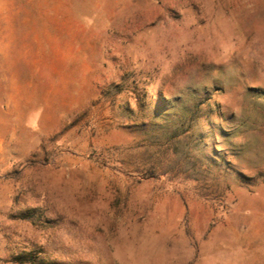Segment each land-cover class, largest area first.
Here are the masks:
<instances>
[{
  "label": "rangeland",
  "instance_id": "rangeland-1",
  "mask_svg": "<svg viewBox=\"0 0 264 264\" xmlns=\"http://www.w3.org/2000/svg\"><path fill=\"white\" fill-rule=\"evenodd\" d=\"M0 264H264V0H0Z\"/></svg>",
  "mask_w": 264,
  "mask_h": 264
}]
</instances>
